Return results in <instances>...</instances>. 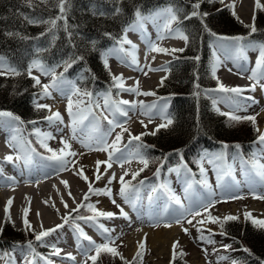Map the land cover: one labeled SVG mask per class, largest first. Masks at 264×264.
Here are the masks:
<instances>
[{
  "label": "rangeland",
  "instance_id": "obj_1",
  "mask_svg": "<svg viewBox=\"0 0 264 264\" xmlns=\"http://www.w3.org/2000/svg\"><path fill=\"white\" fill-rule=\"evenodd\" d=\"M221 1L223 4H228L229 2L234 4L235 9H233L236 11L239 19L245 24H249L250 26L253 25V6L255 7V5H257V0H232L229 2L226 0ZM259 3L260 5H264L261 0H259ZM240 5L245 7V12H247L246 15L249 17H244L239 13L238 10ZM164 10L165 9L159 10L160 12L158 11V13L154 14L153 17L147 19L149 24L146 21L151 33L154 32L153 35L149 36L148 41L156 47V37L159 33V29H163V26L166 23V14ZM175 24H178V20L172 25ZM177 40L182 45V48L185 47L186 42L183 39L177 38ZM214 43L216 45V52H214L215 61L213 60L212 63V72L213 66L216 65L215 74L219 73L222 75L223 73V77L225 76V80H221L217 74L214 75L217 78L219 84L224 83V86L227 88L232 83H235L239 80L242 81V83H244V81L247 82V85H255L257 83L256 86L259 87H256L255 91H251V93L255 94L256 97V101L254 103L248 102L244 99H239L238 97H235V104L230 103L228 102L226 92L223 91L213 92L209 95L216 97L215 105H217L218 108H222V110H233L243 117L246 115L254 116L259 134L264 133V93H261L262 85H264V69H257L256 63L253 66L251 64V67L243 64V62L247 63L248 58L251 57V59H253L256 58V56H259L260 47L262 46L261 43H249V46L247 47L248 50L246 52L240 51L238 48L239 44H237L235 41L221 40L217 37L214 39ZM182 48L172 46L165 49L172 50ZM111 51L121 60V58L118 56V50L113 49ZM126 51L129 53L130 50ZM173 53L174 52L170 51L166 54L171 56ZM253 53L257 54L252 55ZM217 61L219 63H217ZM0 63L4 65L5 69L11 67L4 58L2 61H0ZM116 64L120 65V63ZM221 67L223 68V71L220 70ZM43 68L45 70H53L50 68H45L44 66ZM62 70V67H59L54 71L55 74L59 76V73ZM253 70L257 71L256 80L249 79ZM32 71L35 75L40 77L41 84L51 83L52 76L46 75L44 71L41 70V68H32ZM112 72L115 76H120L116 75L114 70H112ZM4 73L11 74L7 71ZM167 73L168 70H163L161 81L163 77L167 75ZM248 73H250V76ZM235 74H239L238 79L234 77ZM123 78L124 77H122V79ZM121 82L126 88L124 81ZM161 83L162 82H160V84ZM74 84L75 83H71V81L61 77V79L57 82L56 87L50 89V92H52L50 96H42L41 91L36 95V100L38 102H47L52 106L50 115L56 111H59L63 118V123H60L59 121L49 123L47 120H44L38 123V127L39 133L42 134L40 138L54 153L65 156L66 160L68 161L67 167L63 170L58 167L59 169L57 172L45 171L46 173H42V176H40L41 178L39 177L37 180H22L19 177L20 182L13 180L7 185L0 186V228L4 223H6L5 219H10L7 221L13 222L16 227H24V213L21 215L22 209H20V206L21 208H24V210H27V219L37 231L41 232L47 229L55 228L56 225L50 228L49 226H46V223L43 221L44 219L38 218L39 213H37V211L41 210L43 213L44 210L48 208L50 213L54 215L55 218H57V211L55 210L56 208L54 209L55 205L57 207L56 202H59L58 204H60V208L66 203L69 207H62L64 208L62 210L65 212L62 213L61 216H69V214H72L73 209L77 208V206L80 205L81 201L84 199L85 192L87 191V188H89L90 182L91 186H101L103 184V187L111 189L112 193L111 197L104 194H91L89 196L88 200L90 202H95L96 204V213L98 211H104L112 212L116 215L120 214V208H123L124 212L128 214L127 218L121 214V216L114 218L98 217L96 215L97 217L95 220L86 222L85 220L78 219L76 222L73 219L72 223L74 226L79 225V228L83 229V232L91 238V241H95V244L99 245L107 243L109 247L115 248L120 254L118 256V260L121 262L128 263L137 253H141L142 258L141 255H138L137 259V261L139 263L141 262V264H170L173 253L177 251L181 254V258L189 262V264H233V261H236L238 264V258L242 255V250H237V248L232 247L235 240L230 238L225 232V226L231 220H226L225 218L231 215L237 217L235 220L240 222L245 223L247 221L256 226H260L254 223V221H264V181L260 178L261 176L259 175V177L256 178L252 175V177H250V169L246 168L243 159L237 154L235 156L234 162L231 165L233 179L230 180L225 177L226 173L224 171L225 168L223 158H218L222 155L221 150H216V152L207 151L205 153L207 186L205 183H203V188L198 189L197 196H192V182L187 176H183L181 180L176 179L171 181L170 188L178 193V197L182 198L181 201L185 203L184 207L180 208L176 203L169 205L163 200L159 201L156 205V203H154L155 191L151 192L148 190V192H146L142 198H139L136 196L137 192L133 187H131L129 181L133 178L134 173L138 171L140 172V169L145 167L144 164L141 163V158L145 159L144 153L141 154L143 151H140L141 143L137 140H133L132 146L130 148L126 147L120 149V147L122 142L127 141L129 137L146 136V134H141L152 133L155 131V129H157L158 125L166 124L167 120L164 119L163 115H165L166 109L168 107V101L164 100L159 103L158 116L160 119L157 117V122L155 124L146 123L142 119L136 120L133 117L129 118V120H125L124 118H120L119 114H122V112L115 111L117 103L124 101L123 98L125 97H127L126 100H131L132 102H140V100H150L154 95L140 94V98L136 92L127 91L126 88L120 91L117 103L115 102V104H111L112 100L109 97V105L105 106V95H102V99H95V101H93L94 99L91 98V96L83 97L73 95L74 89L79 88L73 87L75 86ZM160 84H156V86H154V88L148 92H154L156 95V89L160 86ZM80 90L81 93L85 91L90 92L88 89ZM133 93L134 95H132ZM69 98L73 102V111L76 112L79 110L84 116H87L90 112L89 109L92 110L91 106L96 104L98 105L99 109L104 111L107 115L111 114L117 117L118 123L120 122L122 126L118 124L117 131L110 140V143L114 141L115 148L109 145L107 147V151L97 150V148L104 147L106 141L104 138H99L100 131L96 133L93 132V128L98 123L97 118L94 119L92 117L93 119H89L88 123L86 124L85 119L82 123H78L75 134H73L72 119L67 112ZM81 100L83 102L79 103ZM137 105L138 104L135 102L126 106L120 104V107L126 110L127 114L134 115L137 113L141 116H145L146 118L150 108L145 109L140 106V104L139 106ZM223 106L226 107L223 108ZM0 118L3 119L0 121V124L5 125L7 122L12 125L10 128H20L17 132L6 133V130L0 127V139L3 140V144H5L9 150H14L16 148H11L9 141L19 138L23 142L27 152L28 150L26 148L25 139L26 133L24 131L23 125L20 122H15V120L12 118H3L1 116ZM141 121L143 123H141ZM90 124L92 128L87 131L86 127H89ZM144 125H147V127H144ZM130 126L132 127L130 128ZM123 129H127V131H123ZM12 131L14 130L12 129ZM48 133H50L52 136H47L46 134ZM118 134L121 135L119 142L116 141ZM62 141H67L71 147L65 148V145L62 143ZM101 141H103V143H101ZM86 144L91 145V147H85ZM61 149H64L63 153H61ZM116 149H119V151H116ZM68 152H74L76 155H67ZM109 153H112L111 159L109 158ZM96 161L105 162L99 165V172H97V165L95 163ZM209 161L213 162L210 163ZM108 163H111L112 165L110 168L107 167ZM122 163H124V165L127 167L122 168L124 166L123 165L120 168ZM259 163L264 164V161ZM81 170L82 174L88 177L87 182L81 178L80 175H78ZM115 171L118 173H115ZM119 171L122 174H125V172L128 174L124 176L119 173ZM113 173L116 175V179L109 183L107 176ZM97 174H99L101 177L99 180H96ZM121 175L124 176L125 181L129 185L128 189L126 190V195L128 197L127 201L119 194L121 184L118 176L121 177ZM72 176L81 179L82 183L83 181L85 182L79 192H77L76 185L71 178ZM173 177L177 178L175 174H173ZM64 181L67 182V186H65L63 183ZM69 192H71V195H69ZM4 194L5 196L2 198ZM71 197L73 200H75V202L69 205L68 200ZM6 198L13 200V202L17 201V206L15 207V205H13L12 207H9L8 212H6L5 208L2 212V199L4 202V199ZM113 199L116 202L115 204L112 203ZM209 200L214 201L215 203L212 204L207 211L201 210V215L195 217V219H193L191 215H188V210H194L202 203L207 204ZM45 201H47V203H45ZM51 201L53 204L51 207H49ZM28 203L30 209H28ZM117 205L120 207H117ZM31 208L32 211L30 214ZM181 212H184V216L181 217L180 223H176V219ZM85 217H95V215ZM210 217H217L219 218V221L213 223ZM61 218L62 217L59 219V225L63 224L65 227L62 228H65L66 231L70 233L72 232L75 235L78 242L76 243V246H78V248L77 250H74V248H69V250H67L66 248L62 247L61 244L64 243L66 245L67 242L71 243V241H64L62 238V235L64 236V232L60 231V228H58L55 232L50 233L44 238L50 247L55 246V248L61 249L59 255H55L53 254L54 252H51L49 258L57 264H91L92 261L89 257L92 255H97L91 241L88 239H82L83 236L78 235V230L72 225H66L67 223L65 222L63 223L64 220L61 221ZM71 218L72 216H70V219ZM189 219L192 220V224L187 223ZM201 220L204 222L202 224L198 223V221ZM56 221L57 219H52L51 221H48V225H51ZM37 224L42 227V230L36 228V226L38 227ZM99 225H103L104 228H107L110 231L108 233H104ZM172 225L179 226L180 233L177 235V240L174 241L171 246H168L167 244L165 247H155L156 244L152 242L151 233L153 234L157 230L162 231L166 227H170ZM184 229H187L188 231L185 232ZM223 232L226 233V236L223 234ZM201 236L206 237V239H201ZM177 241L178 246L174 251L173 245ZM57 242H61L59 244L62 248L57 244ZM140 243H143V249L139 247ZM135 244H138V247L134 252L133 245ZM225 245H231V247L226 248ZM32 249H34L33 245ZM62 251L63 254H70V257H74V259H81V261L78 263L73 261V259L65 258L61 254ZM15 252L16 254L14 257V264H24L23 257L27 256L29 259H32L33 256V253L29 255L31 250L28 248V242L18 245L15 249ZM121 256L123 259L120 258ZM6 257L7 256L5 252L0 250V264H9V260L6 259ZM221 257H226V259H221ZM38 264L46 263L44 260H40Z\"/></svg>",
  "mask_w": 264,
  "mask_h": 264
},
{
  "label": "trees",
  "instance_id": "obj_2",
  "mask_svg": "<svg viewBox=\"0 0 264 264\" xmlns=\"http://www.w3.org/2000/svg\"><path fill=\"white\" fill-rule=\"evenodd\" d=\"M196 2L68 0L65 6L67 31L64 20H58L56 27L49 31L51 26L46 21L60 15L58 0H0V56L6 58L20 73L0 75V110L19 116L34 140L32 121L47 114L46 109H37L34 105L38 86L27 73L34 59H40L51 68L62 66L65 74L93 93L105 90L113 86L112 74L104 64L105 50L122 35L125 26L135 18L137 9L144 13L171 5L188 40L185 49L176 53L167 78L157 89L159 95L171 96L173 99L172 123L160 128L155 135L146 136L144 151L149 163L140 175L154 178L156 166L164 168L178 163L180 159L195 166L200 149L211 151L226 145L231 154L239 148L247 153L249 142L257 134L256 121L233 120L219 114L212 108V99L205 94V90L218 85L211 70L210 48L213 37L216 34L245 35L250 32L251 26L241 21L236 13L233 15L231 7H222L221 0H213L212 3L203 0L199 12L208 15L185 19L193 11L192 5ZM117 8L120 9L119 13L116 12ZM30 20L37 23H29ZM254 25L256 31L249 36L264 42V8L258 7ZM80 56L82 60L77 59ZM65 62L72 63L67 71ZM116 92L117 89L113 87L115 96ZM82 213L91 212L83 210ZM225 229L249 250V254L240 258L241 263L260 264L264 260V227L231 220ZM32 237L33 233L29 229L18 228L6 221L0 231V249H11L15 244ZM95 264L126 263L112 253L101 250ZM131 264L141 263L135 260ZM174 264L189 262L179 256Z\"/></svg>",
  "mask_w": 264,
  "mask_h": 264
},
{
  "label": "snow or ice",
  "instance_id": "obj_3",
  "mask_svg": "<svg viewBox=\"0 0 264 264\" xmlns=\"http://www.w3.org/2000/svg\"><path fill=\"white\" fill-rule=\"evenodd\" d=\"M203 2V0H197L196 3H194L192 5L193 7V11L191 12L190 15H187L185 16V19H191V17L193 16H200V17H203V16H207L208 13H200L198 10L200 9V5L201 3ZM209 3H212L213 0H208ZM68 3V0H58V8H59V12H60V15L57 16L56 18L54 19H51L49 21H46V23H48L51 27L49 29V31L51 30V28H55L56 27V24H57V21L58 20H64L65 21V24H64V28L65 30L67 31V23H66V20H67V17L65 15L66 13V4ZM257 7H264V5H260L259 3V0H257ZM120 9L117 8L116 9V12L119 13ZM165 14H166V23L164 24L163 26V30L164 31H167L168 33L170 34H175L176 38H179V39H183L185 42H187L188 40V37L186 35H184L179 29H176V30H173L171 28V25L176 22L178 20V16L176 14V12L173 10V8L169 7L167 9L164 10ZM101 15H103V13H101ZM233 15H235V11L233 10ZM135 16L137 18V23L143 19V17L141 16V13L140 11L137 9V11L135 12ZM27 19V17H26ZM29 23H37V21H34V20H30ZM135 27H136V24H133V25H130L128 28H126L124 30L125 32V35L123 37H121V39L117 42L118 45H119V51L121 52H124L125 49H124V45L125 44H132V42L130 40H128L127 38V32L129 30H135ZM251 31L252 32H255L256 31V28H255V25L253 24L251 26ZM9 35H12L11 33H9ZM105 35H110L108 33H105ZM213 35H215L213 33ZM69 37H71V33H69ZM218 39H221V40H231V41H235L237 44H239V42L243 39V37H218ZM94 43V42H93ZM135 45H132V48L133 50L135 49ZM150 48L152 51H156V52H159V53H168V52H175V51H183V49H172V50H168V49H165V48H160V47H156L155 45H150ZM242 47H241V51H242ZM128 55H131L132 56V60H133V63H136V59H135V56L133 53L129 52L127 53ZM77 59H80L82 60L83 57L80 56V57H77ZM197 59H199L197 57ZM3 58L0 57V61H2ZM75 61H72V63H74ZM66 63V67H65V71H67V69L69 67L72 66V63H68V62H65ZM217 63H219L217 61ZM104 64L106 67H108V61H107V58H105L104 60ZM264 67V45H262L260 47V51H259V56H258V59H257V62H256V68L257 69H260ZM32 68H41L42 71H44V73L46 75H51L52 76V81L50 84H41V81L39 79V77H36V76H32ZM0 69H3V70H0V75H3L5 71L11 73L12 75H20V73L15 69V68H12V67H8L5 69L4 65L2 63H0ZM153 71H156V70H165L167 71L166 68L164 69H151ZM215 70H216V65L213 66V75H215ZM28 75L32 77L33 81H34V84L36 86H39L41 88V95L42 96H50L51 95V92H50V89L51 88H54L56 87L57 85V82L61 79V77L63 76V74H60V76H57L55 74V71L54 69L53 70H45L43 68V66L38 62V61H34L28 68ZM112 79L116 82H119V86L121 88H123V83L121 82L122 81V74L120 76H115L113 75ZM249 79H253V80H256L257 79V71L256 70H253L252 71V75L249 77ZM163 82V81H161ZM137 85H138V82H137ZM262 87H264V85H262ZM219 89L223 92H229V93H235V94H241V89L239 88H226L222 83L219 84ZM128 91H132V92H136L137 94H143V95H155L154 92H143V93H139L138 91V87L136 88H131V89H127ZM252 90L254 91L255 90V85H252ZM73 95H77V96H83V97H90L92 95V93L90 92H83L81 93V90L79 88H75L74 91H73ZM109 97H110V93L109 94H106L105 96V106H108L109 105ZM83 101H79V103H82ZM130 102L129 101H120L119 103L116 104V107H115V111H120L122 112L123 115H127V111L122 109L120 107V104H123V105H128ZM34 105L37 109H41V108H46L48 109L49 111H51V107L50 105H47V104H40L38 102H36L34 100ZM134 107V105H133ZM142 107H146V108H154L155 105H151V106H144L142 105ZM67 112H68V115L71 117L72 119V129H73V134H75V131H76V126L78 123H82L84 119H86V116L83 115V113L81 111H76L74 112L73 111V102L72 100L69 98L68 100V104H67ZM0 116H12L11 113L9 112H0ZM105 119H107V117H104ZM14 119H17L19 120V117H14ZM45 119L49 122V123H53L55 121H59L60 123H63V118L60 114L59 111H56L55 113H53L52 115H49L47 117H45ZM231 119L233 120H240V119H249V120H252L253 123H255V117L254 116H249V117H239V116H231ZM109 124H113L114 122L112 120H109L108 121ZM151 122V121H150ZM35 123V122H33ZM141 123H143L141 121ZM172 123V120L171 119H168L166 121V124H161V125H158L157 126V129L156 131H158L160 128L162 127H166L167 125H170ZM144 127H147V125H144ZM38 131V130H37ZM123 131H127V129H123ZM258 131V129H257ZM144 134H147V133H142L141 135H144ZM152 135H155L156 133L155 132H152L151 133ZM47 136H51V134H46ZM121 139V135L118 134L117 137H116V141L119 142ZM132 140H137L139 141L141 139V136H132L131 137ZM258 142L260 144H264V133L260 134V136L258 137ZM62 143L65 145V148H70L71 145L68 144L67 141H62ZM101 143H103V141H101ZM9 144L12 145L13 147H15L14 144H12V141H9ZM43 144V142H42ZM44 147H47L46 144H43ZM85 147H91V145H85ZM107 145H105L104 147L102 148H97V150H102V151H107ZM113 148H115V143L112 145ZM225 147H227L225 145ZM237 148H239V145H236ZM50 152L52 151L51 149H48ZM61 153L64 152V149H61L60 150ZM116 151H119V149H116ZM67 155H70V156H75L76 153L74 152H68ZM112 157V153H109V158L111 159ZM21 157L20 156H16V159H20ZM181 158H182V153H181ZM220 159L223 158V156L221 155L220 157H218ZM50 160H55L58 162L59 164V167L61 170L65 169L67 167V164H68V161L66 160L65 156L64 155H57L56 153H53L52 156L49 157ZM6 160L8 162H12L13 161V156L12 155H9L6 157ZM210 163H212L213 161H209ZM96 165H97V172H99V165L101 163H105V162H101V161H96L95 162ZM141 163L144 164L145 167H147L148 165V161L146 159H143L141 158ZM111 163H108L107 164V167H111ZM123 166V165H121ZM252 167L253 169L256 170V172L262 177L264 178V164H261L259 163L258 161L256 160H253L252 161ZM201 174L203 175L204 174V168L203 166H201ZM140 171H143V169H140ZM169 171H175V169H169ZM128 173L125 172V176L127 175ZM140 173L139 171L134 173L133 174V179H135L136 176H138ZM159 174V170H157V175ZM78 175H81V178H83L86 182L88 181V177L87 176H84L82 174V170L80 173H78ZM101 177L99 174L96 175V180H99ZM115 179V174H113L112 178L109 180V183L112 182V180ZM65 184V186H67V182L64 181L63 182ZM205 185L207 186V181L205 180L204 181ZM120 184H121V188H120V192L119 194L124 197V199L127 201L128 197L126 195V190L128 189L129 185L128 183L125 181L124 179V176H121L120 177ZM161 187H166L164 185H161ZM153 191H156V189L154 188ZM89 192H92V193H95V194H104V195H107L109 197H111L112 193H111V189L109 188H104V189H93L92 186H91V183L89 182ZM69 195H71V192H69ZM84 199L87 200L88 199V194H85L84 196ZM171 199L175 201L176 204L180 205L181 204V200L178 196H176L175 194H171ZM8 203V206L10 207L11 203H12V200L9 199V201L7 202ZM45 203H47V201H45ZM112 203L115 204V200L113 199L112 200ZM215 202L214 201H211L209 200V202L207 204H200L199 207L195 208L194 210H188V215H191L193 217V219H195V217L197 216H200L201 215V210L203 211H207L208 208L214 204ZM54 206V205H53ZM65 207H68V205L65 203L64 205ZM83 206H86L88 207L90 210H93V211H96L95 209V206L94 205H91V204H88V205H78L77 209H73V211H78L79 210V207H83ZM117 207H120L119 205H117ZM6 212H8V208H6ZM120 214L122 216H124L125 218H127V213L124 212L123 208H120ZM97 215L99 217H105V218H112L115 216V213H112V212H104V211H98L97 212ZM70 216L71 214H69V216H66V217H63L62 219L64 220L65 223H68L69 222V219H70ZM184 216V212H181L179 214V216L177 217L176 219V223H180V219L181 217ZM9 218H10V214H9ZM77 219H81V220H85L86 222L88 221H92V220H95L96 217H83V216H79L77 217ZM211 221L213 223H216L219 221V218L217 217H210ZM226 220H235L237 219V217H234V216H227L225 218ZM24 224L26 225L27 228H30V223L27 219V210H25L24 212V220H23ZM204 221L201 220V221H198V223H203ZM187 223L189 224H192V220L189 219L187 221ZM254 223L260 225V226H264V221H254ZM63 227V224H60V225H56L55 228H52V229H47V230H44V231H41L39 233L36 234L35 238L36 240H41L43 237L45 236H48L50 233L52 232H55L58 228H62ZM100 228L103 229V232L104 233H108L110 230L107 229V228H104L103 225H99ZM76 229L78 230V235L80 236H83L84 239H88L91 241V238L90 237H87V235L83 232V229H80L79 228V225H76ZM2 231V230H0ZM185 232H187L188 230L187 229H184ZM201 239H206V237H203L201 236ZM211 242V241H209ZM92 245L94 246V250L96 251L97 255H99L100 251L101 250H104V251H107V252H110L112 253L114 256H119L120 254L117 252V250L115 248H111L108 246L107 243H104V244H95L94 241H91ZM178 246V241L174 243L173 245V249L175 251V248ZM54 247V253L55 255H59L60 252H61V249L59 248H55ZM139 247L141 249H143L144 245L143 243H140ZM226 248H230L231 245H225ZM28 248L31 250V252L29 253V255H31L32 253H34V249H32V242L29 241L28 242ZM244 251H249L248 249H244ZM70 255V254H69ZM97 255H92L90 256L89 258L91 259V261L93 262V264H95V261L97 259ZM138 255H141V253H138ZM72 259H74V257H71ZM121 259H123V257L121 256L120 257ZM141 258H142V255H141ZM221 259H226V257H221ZM23 260H24V264H35V258L33 257L32 259H29L27 256L23 257ZM9 264H14V257H10L9 258ZM48 264H51V262L49 261ZM233 264H237L236 261H233Z\"/></svg>",
  "mask_w": 264,
  "mask_h": 264
},
{
  "label": "bare ground",
  "instance_id": "obj_4",
  "mask_svg": "<svg viewBox=\"0 0 264 264\" xmlns=\"http://www.w3.org/2000/svg\"><path fill=\"white\" fill-rule=\"evenodd\" d=\"M226 1L229 2V1H232V0H226ZM261 2L264 4L263 0H261ZM229 3H231V2H229ZM238 11L244 17L248 16V15H246L247 12H245V7H243L242 5H240ZM171 28L173 30L177 29L176 26L173 27L172 25H171ZM151 34L153 35L154 32H152ZM132 35L137 40L138 45L140 47L138 49V54L136 53V55H134L135 59H136V63H133V61H129V60H128V62H124L123 60H120L116 56V60L114 61V63L112 62L110 64H111L112 70H114V73L116 75H121L122 74V77H124L123 78L124 80L122 79V81H124V84L126 85L127 89L135 88L136 86H138L139 93L148 92L152 88H154V86H156V84H160L161 77L163 76V70L153 71L151 69H164V67L162 66V62H165V59L169 55L166 54V53H159V52H156V51H152L151 48H150V45H152V44L150 42L146 41V39H144V37H143V35L141 33L134 32ZM177 41L178 40H177V38H176L174 33L170 34L167 31H165V32H163L161 34V36H160V34H158V39L156 40V45H157V47H160V48H163V47L170 48L172 46L173 47H177V48H181L182 45L179 43V41L178 42ZM152 43H154V42H152ZM256 54L257 53H253L252 55H256ZM253 59H254V61L252 60V62H253L252 66L256 63L258 57L256 56V58H253ZM116 63H120V65H116ZM136 64H138L139 66H136ZM243 64L248 65V63H244V62H243ZM140 65L142 67H140ZM222 69L223 68L221 67L220 70L223 71ZM216 74L220 77L221 80H225V76L223 77V73H222V75H220L219 73H216ZM248 75L250 76V73H248ZM226 76H228V75H226ZM234 77H236L238 79L239 74H235ZM137 82H138V85H137ZM222 84L224 85V83H222ZM239 84H242V85H239ZM241 86L250 87L251 85H247V83L243 84L242 81L238 80L237 82L232 83L227 88H229V87L236 88V87H241ZM132 95H134V93ZM141 95H143V94H141ZM138 97L141 98L140 94H138ZM126 99H127V97L123 98L124 101H129L130 103H135L136 102L137 104H140V106H142V105L151 106V105L156 104V102L150 101L148 99L140 100V102H137V101L132 102L131 100H126ZM124 106H126V105H124ZM224 107H226V106H223V108ZM143 108L147 109L146 107H143ZM156 115H158V111H156L155 108H150L149 111H148V116H146V118H145V116H141L140 114L136 113L134 115H130L125 120H129V118L133 117L136 120L142 119L146 123H153L154 124L155 120L153 118H155ZM0 125L2 126V128L6 129L7 131L10 130V128H9L10 123L6 122L5 125H2V124H0ZM131 127L132 126H130V128ZM16 143L19 144V149H20L19 152L18 151H14V150H17V149L9 150L8 147L5 144H3V140L0 139V168L4 169V168L11 167L15 171H17L20 168L21 163H19V167H18V166H13V165L8 166V165H6L3 162V157H7L9 155H12L13 158H14L16 155L18 156V154H20L22 156V158H24V160H25L26 150H25V147L23 145V142L19 138H17L16 139ZM113 144H114V141L110 144V146L112 147ZM10 146L12 148V145H10ZM34 159H35L34 157L33 158H29V161H34ZM44 164L45 163H39L38 167L41 166V167L44 168ZM121 165H124V163H122ZM121 167L122 166H120V168ZM126 167L127 166L124 165L122 168H126ZM43 168L39 169L38 174L41 173L42 170L43 171H49V170L43 169ZM128 168H130V167H128ZM115 173H118V172L115 171ZM119 173H121V172L119 171ZM11 175H13L12 172H11ZM122 175H124V174H122ZM2 176L3 175L0 173V177H2ZM71 178H72V180L74 181V183L76 185L77 192H79L81 190V188L83 187V184H85V182L83 181V183H82V180L79 179L78 177L72 176ZM118 179L120 180V176H118ZM17 181L20 182L19 179ZM4 182L5 181L0 180V186H2L3 185L2 183H4ZM85 189H86V187H85ZM4 196H5V194L2 196V198ZM8 201H9L8 198L4 199V202H3V199H2V204H3L2 207H1V211L2 212H3V210L5 208H9L8 203H7ZM16 202L15 201L13 202V200H12V203H11L10 207H12L13 205H15V207H16L17 206ZM73 202H75V200H73V198L71 197L68 200V203H69V205H71ZM58 203L56 202L57 207H56V205L54 207V209L56 208L55 210L57 211V218H55V216L50 213V210L48 208L45 209L43 213H42L41 210L37 211V213H39L38 214L39 215L38 218L44 219L43 221L46 223V226H49V228L52 227V226H55V225H59L60 217L63 218V216H64V215L61 216V214L65 212L64 210H62V209H64L62 207H65V206L64 205L62 206V204H61L62 207L60 208V206H59L60 204H58ZM52 204L53 203L51 201L50 204H49V207H51ZM20 209H22V211H21L22 212L21 215H22L25 212V210H24V208H21V206H20ZM28 209H30L29 203H28ZM31 211H32V208L30 210V214H31ZM62 218H61V221H63ZM52 219H57V221L55 223H52L51 225H48L49 224L48 221H51ZM19 222H20V220H19ZM37 225H38V227L36 226V228L42 230V227L39 224H37ZM39 227H41V228H39ZM63 227H65V226H63ZM59 230L64 232V236L62 235V238L64 239V241H71V243L67 242L66 245L63 243V244H61V246L66 248L67 250H69V248H71V249L74 248V250H77L78 246H76V243H78V242H77V239H76L75 235L72 232L70 233V232L66 231L65 228H60ZM142 231H144V230H142ZM179 233H180L179 226L178 225H172L170 227H166L162 231L157 230L153 234L151 233V239H152V242H154L156 244L155 247L158 246V247L161 248L162 246L165 247L167 244H168V246H171V244H173V242L177 240V238H178L177 235H179ZM59 243H61V242H57V244L60 246ZM133 246H134V252H135L136 248L138 247V244H135ZM62 253H63V251H62Z\"/></svg>",
  "mask_w": 264,
  "mask_h": 264
}]
</instances>
